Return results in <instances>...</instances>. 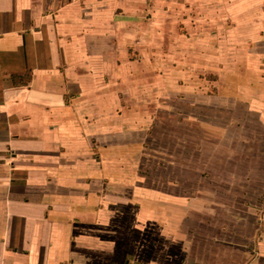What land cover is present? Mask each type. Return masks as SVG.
Here are the masks:
<instances>
[{"label":"crops","instance_id":"0c3cea01","mask_svg":"<svg viewBox=\"0 0 264 264\" xmlns=\"http://www.w3.org/2000/svg\"><path fill=\"white\" fill-rule=\"evenodd\" d=\"M237 2L0 0V264H264V0Z\"/></svg>","mask_w":264,"mask_h":264},{"label":"rangeland","instance_id":"374dc122","mask_svg":"<svg viewBox=\"0 0 264 264\" xmlns=\"http://www.w3.org/2000/svg\"><path fill=\"white\" fill-rule=\"evenodd\" d=\"M158 1L162 2L165 6L166 9V18L167 19H191L192 17H195L196 15H198V13L196 12H187V10L189 9V6L191 4H205L206 2L210 3V2H214V3H218V4H222V0H156V2L158 3ZM225 1V4H227L229 7H231L232 5H237L239 2H237V0H223ZM185 13H188V15L184 16ZM188 29H185V27H182L181 30V34L184 36L188 35ZM232 125L231 130L233 129L232 133H237V132H245L247 134H252L254 132V126L256 128V133H257V126L254 125L252 122H249V124L245 125V128H239V126L242 125ZM200 131V128L198 129ZM230 130V131H231ZM263 132V131H262ZM235 145V144H234ZM231 145V148H235L236 145ZM262 150H264V147L262 148ZM264 157V155H263ZM245 158V157H242ZM246 161H249V159L246 157L245 158ZM263 159V158H262ZM263 163V161L261 162Z\"/></svg>","mask_w":264,"mask_h":264}]
</instances>
